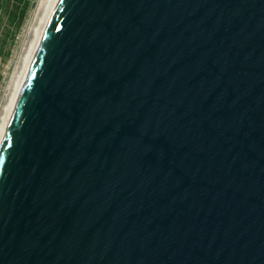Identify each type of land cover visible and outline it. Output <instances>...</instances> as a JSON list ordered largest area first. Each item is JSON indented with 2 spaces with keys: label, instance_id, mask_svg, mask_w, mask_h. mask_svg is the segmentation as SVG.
Segmentation results:
<instances>
[{
  "label": "water",
  "instance_id": "water-1",
  "mask_svg": "<svg viewBox=\"0 0 264 264\" xmlns=\"http://www.w3.org/2000/svg\"><path fill=\"white\" fill-rule=\"evenodd\" d=\"M0 264H264V0H54L0 135Z\"/></svg>",
  "mask_w": 264,
  "mask_h": 264
},
{
  "label": "rangeland",
  "instance_id": "rangeland-1",
  "mask_svg": "<svg viewBox=\"0 0 264 264\" xmlns=\"http://www.w3.org/2000/svg\"><path fill=\"white\" fill-rule=\"evenodd\" d=\"M25 15L17 30L12 25L0 21V115L12 96L11 81L16 73V81L23 67V59L34 40L31 30L37 24L40 6L44 0H25ZM36 14V15H35ZM8 29V30H6ZM25 54V55H24ZM24 55V56H23ZM12 78V79H11ZM13 83V82H12ZM10 87V88H9ZM10 89V90H9ZM9 90V92H8ZM0 116V118H1Z\"/></svg>",
  "mask_w": 264,
  "mask_h": 264
},
{
  "label": "bare ground",
  "instance_id": "bare-ground-1",
  "mask_svg": "<svg viewBox=\"0 0 264 264\" xmlns=\"http://www.w3.org/2000/svg\"><path fill=\"white\" fill-rule=\"evenodd\" d=\"M53 1L54 0H44L42 2L41 6L39 7L40 8V11H39L40 13H39V16L37 17V18H39V20H36V21H38L37 24H35V26H33L31 28V30H30L34 34V37H33L34 40L32 41V44H30V48L26 52L27 54L26 55L24 54L25 57L23 59V67H22L21 71L19 72L20 74L17 77L18 79L16 81H14V79L16 78V73L13 74L14 75L13 79L11 78L12 79L11 84H13V85L11 87V90L10 89L9 90L12 92V96L9 98V101H8L7 105H5V107L3 109L2 116L0 115L1 116V118H0V135L2 134V132H3L4 128H5L7 119L9 117V114H10V111H11V108H12V105H13V102H14L18 87H19V84L21 82V79H22L23 74L25 72V69L27 67L28 61L30 59V56L32 54V51H33L34 46L36 44V41H37V39L39 37V34H40L41 29L43 27V24H44V22L46 20V17L48 15L49 11H50V8H51V6L53 4ZM9 90H8V92H9Z\"/></svg>",
  "mask_w": 264,
  "mask_h": 264
},
{
  "label": "trees",
  "instance_id": "trees-1",
  "mask_svg": "<svg viewBox=\"0 0 264 264\" xmlns=\"http://www.w3.org/2000/svg\"><path fill=\"white\" fill-rule=\"evenodd\" d=\"M26 4L25 0H0V21L17 30L23 21Z\"/></svg>",
  "mask_w": 264,
  "mask_h": 264
}]
</instances>
